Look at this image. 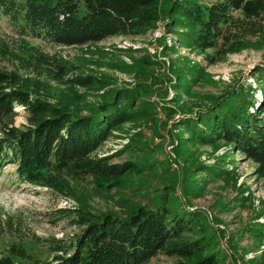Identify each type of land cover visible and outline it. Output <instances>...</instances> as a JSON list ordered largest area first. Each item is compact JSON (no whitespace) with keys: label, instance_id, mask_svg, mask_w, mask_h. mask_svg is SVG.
<instances>
[{"label":"trees","instance_id":"1","mask_svg":"<svg viewBox=\"0 0 264 264\" xmlns=\"http://www.w3.org/2000/svg\"><path fill=\"white\" fill-rule=\"evenodd\" d=\"M164 16L169 19L168 26L181 28V44L200 52L211 50L205 57L214 64L250 46L249 37L263 33L264 0H0V18L19 33L67 46L141 34ZM21 42L22 54H9L24 70L32 68L37 75L70 88L104 87L101 78L71 75L74 65ZM143 61L145 65L154 62L150 58ZM250 75L253 86L238 83L218 95L207 96L205 104L180 108L177 125L185 128L187 137L181 135L178 146L224 143L231 147V153L252 161L253 174L264 178V63L254 67ZM178 76L179 85L188 92L190 83L205 75L194 65L179 71ZM151 84L139 81L128 93L118 90L98 104L80 106L72 99L76 91L70 96L63 92L43 94L41 90L48 87L43 81L23 77L18 70L0 69V169L13 163L19 181L45 186L62 195L74 196L78 183L85 182L91 187L86 186L84 199L112 191L121 193L127 188L134 197L147 198L145 204L122 197L118 202L122 214L96 213L86 203L78 208H58V218L73 215L74 223L81 227L68 244L57 241L47 253H33L19 242H9L0 249V264L220 263L223 255L205 213L180 206L174 195L179 180L175 171L162 166L173 179L152 196L140 183L132 182L133 178L152 174L159 165L145 159L152 148L143 141V134L130 137L121 150L128 152L124 160L114 161L115 155H95L113 130L140 117L141 111L135 110L138 103L152 104L146 100L152 95ZM17 108L25 118L21 126L15 124L20 113ZM147 108L149 117L154 116V105ZM140 153L142 157H138ZM223 160L221 157L211 165L189 166L181 179L184 194H203L204 185L194 177L196 170L208 174L209 180L227 181L229 172ZM5 223L10 232L13 222L6 219ZM252 232L264 238V223ZM158 255L170 260L160 262Z\"/></svg>","mask_w":264,"mask_h":264},{"label":"rangeland","instance_id":"2","mask_svg":"<svg viewBox=\"0 0 264 264\" xmlns=\"http://www.w3.org/2000/svg\"><path fill=\"white\" fill-rule=\"evenodd\" d=\"M168 22V17L164 16L141 34L117 35L94 43L67 46L27 33L21 34L14 25L0 18V69L18 70L23 77L43 81L48 86L41 90L43 94L63 92L70 96L76 91L77 96L72 99L80 106L98 104L118 90L128 93L139 81L152 83V95L146 100L152 103L147 106L154 105V116L149 117L147 106L138 103L135 110L141 111L140 117L113 130L95 155H115L114 161L124 160L128 152L121 150L129 143L130 137L143 134V141L146 140L152 148L145 159L159 165L152 174L148 172L140 178H133L132 182L140 183L143 191L152 196L171 183L172 174L162 170L163 165H168L179 178L175 182L174 195L180 206L188 210H202L213 226L223 255L219 264H255L258 261L264 264V238H258L252 232L254 227L264 223V178L253 174L255 164L252 161L239 153H231V147L224 143L188 144L190 147L179 148L178 138L181 135L187 137V132L183 126L177 125L180 108L193 109L199 103L205 104L207 96L218 95L238 83L255 85L250 72L264 63V31L261 35L249 37L250 46L238 53L228 54L222 61L209 64L205 56L211 50L200 52L181 44V28L170 27ZM22 40L51 57L74 65L76 69L71 75L91 74L101 78L104 87L97 90L70 88L51 82L44 75H37L32 68L24 70L9 54V51L22 54ZM144 58L152 59L153 64L145 65ZM194 65L201 67L205 76L191 82L188 92H184L179 85V71L184 72ZM176 98L178 101L174 102ZM17 110L20 113L15 118V124L21 126L25 118L21 108ZM221 157L229 172L227 181L209 180L208 174L196 170L194 177L197 183L204 185V192L200 196L184 194L181 179L188 167L199 163L211 165ZM203 178L208 181L203 182ZM87 185L79 182L74 196L62 195L45 186L19 181L15 176V164L3 165L0 169V228L5 232L0 230V249L6 243L19 242L33 253H47L57 241L68 244L81 227L74 223L73 215L58 218L55 213L58 208H78L86 203L96 213L113 211L122 214L118 206L122 197H132V200L147 204V198L140 195L134 197L129 188L121 193L112 191L108 195L84 199ZM6 219L13 222L10 232L6 231ZM158 260L167 262L170 259L158 255Z\"/></svg>","mask_w":264,"mask_h":264}]
</instances>
